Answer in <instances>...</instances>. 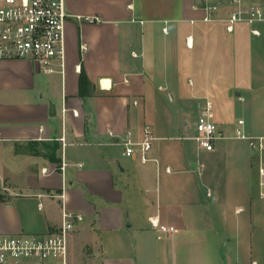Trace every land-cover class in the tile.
Segmentation results:
<instances>
[{
    "label": "crops",
    "instance_id": "1",
    "mask_svg": "<svg viewBox=\"0 0 264 264\" xmlns=\"http://www.w3.org/2000/svg\"><path fill=\"white\" fill-rule=\"evenodd\" d=\"M218 2L66 0L64 72L58 61L51 73L30 60L0 61V233H52L66 208L83 216L70 237L71 264H264V151L224 139L190 157L184 146L161 145L167 137L149 110L175 102L181 77L200 75L196 60L209 53L224 61L212 74L228 76L213 120L231 131L243 119L248 135H264V85L249 78L264 54L225 41L224 22L203 21L204 6ZM227 13L222 4L216 15ZM237 103V116L221 111ZM243 108H255L252 117ZM145 126L159 163L124 154L123 140L142 138ZM151 216L178 232L159 238Z\"/></svg>",
    "mask_w": 264,
    "mask_h": 264
},
{
    "label": "built area",
    "instance_id": "2",
    "mask_svg": "<svg viewBox=\"0 0 264 264\" xmlns=\"http://www.w3.org/2000/svg\"><path fill=\"white\" fill-rule=\"evenodd\" d=\"M222 4L228 8V13L219 18L216 12ZM204 10L203 21H222L228 33L235 32L238 23H245L252 35H262L264 0H219L218 4L207 3ZM70 16L66 0H0V61L30 60L49 73L56 71L58 61L60 71L64 72L67 59L66 23ZM187 46H194L192 35L187 37ZM212 109V101L207 100L204 112L195 122V134L185 138L193 139L203 151H212L215 143L224 139H244L251 147L264 151V135H248L243 129V119L238 120L234 130L224 131L213 120ZM154 139L151 127L145 126L142 138L123 140L125 156L138 157L143 163H159L151 155ZM259 173L264 196V165ZM82 220L81 214L64 208L61 224L52 233H0V264H71L70 237ZM149 220L159 238L178 232L175 226L164 224L158 216H151Z\"/></svg>",
    "mask_w": 264,
    "mask_h": 264
},
{
    "label": "rangeland",
    "instance_id": "3",
    "mask_svg": "<svg viewBox=\"0 0 264 264\" xmlns=\"http://www.w3.org/2000/svg\"><path fill=\"white\" fill-rule=\"evenodd\" d=\"M261 28L263 32L259 37L252 35L248 24L245 23H238L236 25V31L233 33H228L226 31V28L222 29L220 27L221 32L219 31V34L220 37H223L225 41L230 42L231 44L245 40L247 42V45L243 48L247 50V53L254 56H261L264 54V25ZM223 47L224 53L225 51L229 52L228 43L226 45H223ZM201 48L202 50L206 51L208 49L205 44H202ZM208 50H212L210 52H213V49ZM211 55L209 53H206L202 58H200V60H196V63H198L199 66H197L196 64V69L194 70L201 73L200 75L196 76L193 74H189L181 77L184 83L182 87L183 93H178L179 95L177 96L175 102H167L162 107L158 105L156 106V104L153 105L151 102L149 108L151 112L156 111V114L153 118L157 126L156 131L158 132V134L167 137L166 139H164V141L161 142V145L165 147L175 146L180 148L184 146L185 151H188L190 157L196 156L198 152L202 155V152L198 149L197 143L192 139L180 140L175 139V137H177L179 134H184V136H193L195 134V122L198 120L199 115L204 112V103L207 99L211 100L214 103L216 116L214 120H216L219 111V98H228V94L219 89V84L222 81L226 80L228 76H215L212 74V72L215 70V67H218L219 63L222 65L224 61L215 60ZM190 65L191 63L188 65L191 70L193 68H191ZM252 65L255 70L253 72V75L249 77L250 80L253 84H261L263 86L264 74L259 73V71H262L264 69V57L260 60H253ZM262 94L264 97V92H262ZM259 107L261 109H264V103ZM241 109L242 108H240L237 103V106L235 108L232 107L231 109L224 105L221 108V111L225 110L227 114L231 116H237L238 113H240ZM243 109L247 116L252 117V111L255 110V108ZM184 115L187 116V119L189 118L190 123V127L187 131H184L182 129L185 123L183 117ZM83 264L93 263L91 262L90 258H87V261L83 262Z\"/></svg>",
    "mask_w": 264,
    "mask_h": 264
},
{
    "label": "trees",
    "instance_id": "4",
    "mask_svg": "<svg viewBox=\"0 0 264 264\" xmlns=\"http://www.w3.org/2000/svg\"><path fill=\"white\" fill-rule=\"evenodd\" d=\"M88 77L86 75V73L84 71H82L81 73V77H80V93L82 95H84L86 93V88H87V85H88Z\"/></svg>",
    "mask_w": 264,
    "mask_h": 264
},
{
    "label": "water",
    "instance_id": "5",
    "mask_svg": "<svg viewBox=\"0 0 264 264\" xmlns=\"http://www.w3.org/2000/svg\"><path fill=\"white\" fill-rule=\"evenodd\" d=\"M170 97H171V96H170ZM52 110H53V112H54V114H55L56 112H55V107H54V106L52 107ZM186 124H187V126L189 127V120L186 121Z\"/></svg>",
    "mask_w": 264,
    "mask_h": 264
}]
</instances>
